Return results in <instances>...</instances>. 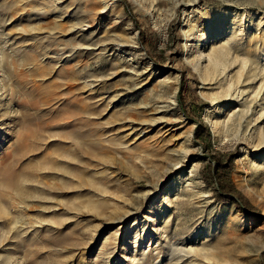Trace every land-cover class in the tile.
I'll return each mask as SVG.
<instances>
[{"label": "rangeland", "instance_id": "rangeland-1", "mask_svg": "<svg viewBox=\"0 0 264 264\" xmlns=\"http://www.w3.org/2000/svg\"><path fill=\"white\" fill-rule=\"evenodd\" d=\"M149 1L0 0V264H264V145L252 147L254 131L216 145L212 102L184 59L183 4L163 41L153 21L172 0H154L152 12ZM197 2L213 26L235 18L227 4L246 8L241 47L264 63V41L253 52L264 0ZM214 150L233 152L230 179L253 208L203 178ZM145 190L119 218L122 201Z\"/></svg>", "mask_w": 264, "mask_h": 264}, {"label": "bare ground", "instance_id": "bare-ground-1", "mask_svg": "<svg viewBox=\"0 0 264 264\" xmlns=\"http://www.w3.org/2000/svg\"><path fill=\"white\" fill-rule=\"evenodd\" d=\"M197 1L181 0L184 15V23L181 26L184 35V59L199 75L203 85L201 91L207 94L212 102L211 106L207 108L205 117L212 127H214L213 130H215L218 141L216 145L221 148L233 147L240 134L250 138L251 132L254 131L256 133V140L252 141V147L257 150L261 145H264V127L262 126L264 120V63L260 59H253L250 51L241 47L243 42L242 37L245 33L242 28L244 26L243 16L248 14V10L244 7L242 9L238 7L234 8L230 4H227L226 8L229 11H235V18L229 22L226 21V23L215 19L213 26L211 25L213 23H208L205 19L200 20V17L206 11L202 12L203 8L197 6ZM104 2H107V0H104ZM178 2L179 0H172L167 17L162 19L154 18L153 24L160 32L163 41L166 35L168 19L174 14V9ZM146 8L152 12V9H155L154 0H150ZM262 22L264 23V20L259 18L257 21L258 28ZM257 35H259V39H254L255 48H253V52L257 51V49L259 50V45L264 41V33L260 34V31H258ZM131 69L137 71V68L131 67ZM177 79V75L175 77L168 75L163 82L166 89L168 87L171 88L167 96L174 102L176 101L175 90ZM171 80L173 82L170 86L167 83ZM164 93L166 94V92ZM260 101L261 103L259 104ZM140 121H154V119L150 118ZM231 124L235 125L236 130L234 136L228 137L227 131ZM243 127L245 128L244 130ZM190 135V133L187 134L186 138L182 141V146L180 145V149L177 151L178 155L174 156V161L172 160L173 162L169 170H173L174 172L176 166L185 161L186 144L190 141ZM117 145L121 147L125 145V141L119 140ZM242 148L244 149V156L242 158H245L249 149L247 143H244ZM257 153L259 154V152ZM258 154L253 156L254 159L251 163V167L254 169L258 164L255 161L258 158ZM146 191L148 190L144 192L135 191V193L130 195L128 206H126L123 200L119 218L122 220L128 219L134 211L131 208L134 198L142 197L145 199L148 194ZM154 202L152 199L150 204ZM134 224L135 229H139V227L143 231L146 229V222L140 223L138 216L134 217ZM118 231L113 236L114 241L118 238ZM137 233L138 230H136V236ZM143 237L144 235L142 234L140 238ZM140 238L138 240L134 238V243L138 242ZM114 246L115 244L111 246L110 252L105 253L114 252ZM190 249L202 251L204 247H193ZM137 250L138 247H134V251ZM203 254L208 255L206 252H203ZM108 258L110 260L111 257Z\"/></svg>", "mask_w": 264, "mask_h": 264}, {"label": "trees", "instance_id": "trees-1", "mask_svg": "<svg viewBox=\"0 0 264 264\" xmlns=\"http://www.w3.org/2000/svg\"><path fill=\"white\" fill-rule=\"evenodd\" d=\"M197 121L194 131L198 132L199 130L200 133L209 137L208 128L199 119H197ZM232 153V151H212L209 155V161L203 167L202 176L207 181L212 179L215 182L218 194L228 196L233 194L237 205L241 208H245V210H249V208H253V206L246 197L234 187L229 176V169L232 165Z\"/></svg>", "mask_w": 264, "mask_h": 264}]
</instances>
